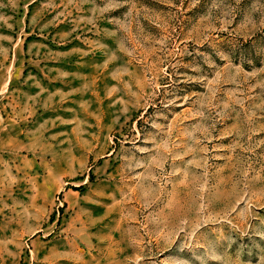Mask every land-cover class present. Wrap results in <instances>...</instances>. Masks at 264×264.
<instances>
[{"label":"rangeland","instance_id":"1","mask_svg":"<svg viewBox=\"0 0 264 264\" xmlns=\"http://www.w3.org/2000/svg\"><path fill=\"white\" fill-rule=\"evenodd\" d=\"M0 264H264V0H0Z\"/></svg>","mask_w":264,"mask_h":264}]
</instances>
